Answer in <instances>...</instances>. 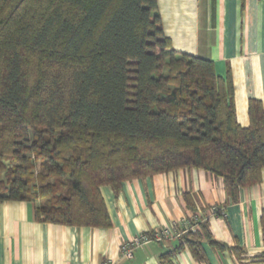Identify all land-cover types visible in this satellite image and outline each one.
Returning a JSON list of instances; mask_svg holds the SVG:
<instances>
[{
    "label": "trees",
    "instance_id": "trees-1",
    "mask_svg": "<svg viewBox=\"0 0 264 264\" xmlns=\"http://www.w3.org/2000/svg\"><path fill=\"white\" fill-rule=\"evenodd\" d=\"M232 96L211 61L171 48L156 0H0V202L106 229L101 187L180 169L235 202L264 172V109L249 100L240 127ZM260 226L264 242V211ZM191 235L179 250L199 258Z\"/></svg>",
    "mask_w": 264,
    "mask_h": 264
},
{
    "label": "crops",
    "instance_id": "crops-1",
    "mask_svg": "<svg viewBox=\"0 0 264 264\" xmlns=\"http://www.w3.org/2000/svg\"><path fill=\"white\" fill-rule=\"evenodd\" d=\"M156 4L174 51L209 60L218 77H230L235 119L246 128L248 101L264 109V0ZM100 193L111 222L106 229L37 222L32 203L0 202V264H264V172L258 184L239 189L235 202L221 178L198 169L127 181L117 192L103 186ZM193 218L205 221L210 240L227 248L212 246L196 225L185 230L184 221ZM168 226L192 234L199 258L179 250L177 240L146 244L129 260L121 256L122 243Z\"/></svg>",
    "mask_w": 264,
    "mask_h": 264
},
{
    "label": "built area",
    "instance_id": "built-area-1",
    "mask_svg": "<svg viewBox=\"0 0 264 264\" xmlns=\"http://www.w3.org/2000/svg\"><path fill=\"white\" fill-rule=\"evenodd\" d=\"M211 211L214 214H218L220 211L213 207ZM195 221L193 225L192 222ZM201 219L193 218L191 221H184L183 225L185 230H189L191 227L195 226L196 224L201 223ZM185 233V231L175 232L173 227H163L159 230H155L150 234H142L132 238L131 240L122 243L120 247L121 256L124 259H131L132 255L135 250L141 248L142 246L149 244V243H161L169 240H179L181 236Z\"/></svg>",
    "mask_w": 264,
    "mask_h": 264
}]
</instances>
